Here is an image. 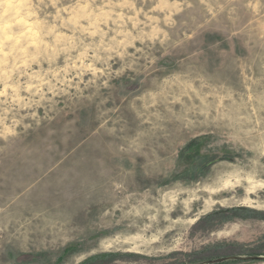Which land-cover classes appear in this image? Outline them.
<instances>
[{
  "label": "rangeland",
  "instance_id": "1",
  "mask_svg": "<svg viewBox=\"0 0 264 264\" xmlns=\"http://www.w3.org/2000/svg\"><path fill=\"white\" fill-rule=\"evenodd\" d=\"M254 257L264 0H0V264Z\"/></svg>",
  "mask_w": 264,
  "mask_h": 264
},
{
  "label": "water",
  "instance_id": "2",
  "mask_svg": "<svg viewBox=\"0 0 264 264\" xmlns=\"http://www.w3.org/2000/svg\"><path fill=\"white\" fill-rule=\"evenodd\" d=\"M232 259H236V258H232ZM254 259H264L263 257H254ZM222 261V259H220V260H217L216 262H221Z\"/></svg>",
  "mask_w": 264,
  "mask_h": 264
},
{
  "label": "trees",
  "instance_id": "3",
  "mask_svg": "<svg viewBox=\"0 0 264 264\" xmlns=\"http://www.w3.org/2000/svg\"><path fill=\"white\" fill-rule=\"evenodd\" d=\"M215 214H211V215H209L207 218H211L212 216H214Z\"/></svg>",
  "mask_w": 264,
  "mask_h": 264
},
{
  "label": "bare ground",
  "instance_id": "4",
  "mask_svg": "<svg viewBox=\"0 0 264 264\" xmlns=\"http://www.w3.org/2000/svg\"><path fill=\"white\" fill-rule=\"evenodd\" d=\"M165 87V86H164ZM32 227V226H31ZM10 231V230H9ZM10 233V232H9ZM24 234V233H23ZM23 236V235H22ZM26 237V236H25Z\"/></svg>",
  "mask_w": 264,
  "mask_h": 264
}]
</instances>
